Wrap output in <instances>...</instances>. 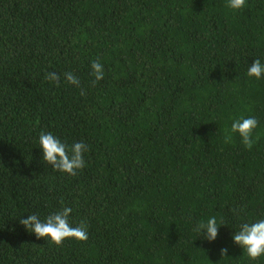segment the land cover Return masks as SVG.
<instances>
[{"label": "trees", "instance_id": "1", "mask_svg": "<svg viewBox=\"0 0 264 264\" xmlns=\"http://www.w3.org/2000/svg\"><path fill=\"white\" fill-rule=\"evenodd\" d=\"M255 59L264 0H0V264H264L231 239L264 218ZM249 116L251 148L231 132ZM42 132L85 143L86 166L53 169ZM65 207L86 240L57 245L20 223ZM211 216L208 243L196 226Z\"/></svg>", "mask_w": 264, "mask_h": 264}, {"label": "clouds", "instance_id": "2", "mask_svg": "<svg viewBox=\"0 0 264 264\" xmlns=\"http://www.w3.org/2000/svg\"><path fill=\"white\" fill-rule=\"evenodd\" d=\"M245 5L246 0H228V7L233 10H240ZM91 67L96 79H102L103 65L97 61L93 62ZM247 75L255 77L257 80L264 78V63L260 59L253 60L247 69ZM66 78L73 84L78 83L71 74H67ZM50 79L56 80L58 77L53 73L50 74ZM258 124L259 121L255 117H242L232 122L231 132L238 133L244 146L251 148L254 143L252 133ZM230 139V136L225 137L226 141ZM38 143L44 161L55 170L75 175L78 169L86 166L84 153L88 151V146L83 142L68 145L52 133L42 132L38 138ZM71 212L70 207H65L61 211L48 215L43 220L38 215L31 214L21 219L20 223L37 238L47 237L57 245L70 237L86 240L88 238L86 227L84 225L73 227L68 219ZM220 226H218L217 218L211 216L206 221L200 222L196 226V231L206 242L211 243L217 239ZM231 239L250 260L255 261L264 256V218L252 222H242L238 230L232 233ZM220 252L221 255H224L227 249L222 248Z\"/></svg>", "mask_w": 264, "mask_h": 264}]
</instances>
